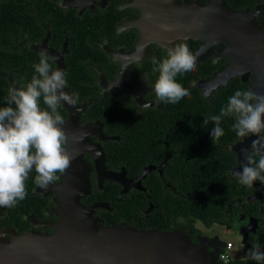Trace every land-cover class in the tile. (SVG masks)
Wrapping results in <instances>:
<instances>
[{"label":"flooded vegetation","instance_id":"flooded-vegetation-1","mask_svg":"<svg viewBox=\"0 0 264 264\" xmlns=\"http://www.w3.org/2000/svg\"><path fill=\"white\" fill-rule=\"evenodd\" d=\"M5 3L7 24H15L7 27L5 46L21 55L23 71L18 70L19 82L8 72L1 73L5 80L0 107L6 106L10 88L24 87L36 75L34 65L39 63L43 50L56 58L49 61L54 69L66 72L64 91L78 96V101L75 107L62 103L59 108L70 137L68 150L75 153V159L65 173H57L58 179L47 189L35 183V169L29 173L25 181L26 198L14 207H0V236L8 243L27 235L51 237L62 221V210L66 209L67 214L83 219L90 214L99 230L116 225L136 229L139 225L142 230L181 231L201 248L204 264H222L218 256L227 243V235L234 236V253L250 257L253 246L242 251L238 235L253 223L254 240L258 219L239 214L237 228L197 223L195 232L187 234L181 230L185 223L181 216L173 228L166 223V228L155 229L146 226L151 224L147 220L149 213L158 208L151 202L148 186L159 183L172 188L176 182L175 178L170 180L167 171L179 169L184 163L182 137L191 130L180 126L183 118H191L192 113L201 116L222 97L225 107L237 90L250 89L264 95V0H5ZM147 14H151L150 19ZM162 23L172 26V30H161ZM159 31L169 40L163 39L162 43L155 39ZM74 33L78 36L74 37ZM183 42L198 55L196 70L176 77L190 96L175 104L158 101L154 84L159 73L154 69L170 49ZM92 104H97L93 111L98 114L114 109L117 121L123 115L145 118L149 124L144 134L149 137L146 148L130 154V158L125 156L120 136L140 135L143 131L116 123V130L107 128L92 111L88 112ZM204 104L206 107L201 109ZM250 135L227 146L235 158L234 163H227L232 176L242 172L247 162L244 153L235 147ZM112 141H115L114 154L109 155L107 148ZM244 149L251 151V145L247 143ZM107 173L114 177L107 179ZM257 183L262 186L258 200L263 204L264 182L257 180ZM139 204L145 208L138 210ZM216 233L225 238L217 241L220 235ZM33 252L30 245L23 248L26 263L41 262Z\"/></svg>","mask_w":264,"mask_h":264},{"label":"clouds","instance_id":"clouds-1","mask_svg":"<svg viewBox=\"0 0 264 264\" xmlns=\"http://www.w3.org/2000/svg\"><path fill=\"white\" fill-rule=\"evenodd\" d=\"M147 18L150 19L151 14H147ZM159 27L163 31L172 30L168 24L162 23ZM39 55V63L34 65L36 75L24 87L10 88L6 106L0 107V207L4 208L14 207L26 198L25 181L33 169L37 173L35 183L47 189L58 179L57 173H65L75 159V153L68 150L70 137L59 108L62 103L75 107L78 96L64 91L66 72L54 69L49 63L56 58L50 57L46 50ZM197 59L198 55L190 51L186 42L168 51L167 57L154 69L159 73L154 84L158 101L175 104L190 96L176 77L195 71ZM227 116L235 117L233 129L238 137L250 134L258 137L252 141L251 151L241 149L247 163L242 166V172L234 175L246 186L256 180L264 182V135H260L264 132V95L250 89L237 90L219 115L208 118L215 125L211 130L213 143L224 135L221 123ZM222 259L227 260V257ZM250 259L264 264V251L259 244L253 246Z\"/></svg>","mask_w":264,"mask_h":264},{"label":"trees","instance_id":"trees-1","mask_svg":"<svg viewBox=\"0 0 264 264\" xmlns=\"http://www.w3.org/2000/svg\"><path fill=\"white\" fill-rule=\"evenodd\" d=\"M6 10L5 0H0V101L3 96L2 82L5 80L1 73L8 72L14 80L18 81L21 79V73L18 70H22L21 55L8 51L5 46L8 42L7 27L15 26V24H7ZM77 36L74 33V37ZM224 102L223 97L217 99L210 110H204L201 116H194L192 113L191 118L185 116L186 118L180 121L182 128L191 130L190 133L182 137L185 141L184 163L179 169L167 171L170 180L172 178L176 180L172 183V188H166L159 183H152L148 186L151 202L158 205V208L149 213L147 220H151V224L148 223L146 226L160 229L166 228V223H168L169 227L173 228L176 219L182 216L185 223L184 226L182 224L181 230L187 234H193L195 232L194 225L197 223L207 227L221 225L237 228V217L239 214H244L258 219L259 225L254 234L253 246L259 244L261 250L264 251V193L263 204H260L258 199L249 200L256 191L255 187L240 184L239 178L231 175V166L227 164H232L235 161L234 155L227 149V146L240 139L233 129V124L236 122L235 117L231 120L224 117L221 123L224 135L215 143L211 138V130L215 125L208 118L212 115H219L225 105ZM95 107H98L97 104L89 106L88 112L92 111L95 118L102 120L107 128L116 130V123L119 126L124 124L127 129L143 131V134L140 135L120 136L122 153L125 156L130 158V154L140 153L143 147L146 148L149 137L144 134L149 128V124L145 118L134 119L123 115V118L117 121V113L114 109L98 114L97 110L93 111ZM204 107L206 104L202 105L201 109ZM205 119H208L207 124H204ZM260 135H264V132ZM137 145H141V147ZM114 149L115 141H112L107 148L108 154H114ZM254 159L258 160V157H254ZM142 201L139 200V202ZM140 208L144 209L145 205L140 206L139 204L138 210ZM142 217L147 216L142 215ZM138 228L141 226L137 225L134 230H142ZM233 248L228 264H259V262L251 260L250 257L238 256V252L234 253Z\"/></svg>","mask_w":264,"mask_h":264},{"label":"water","instance_id":"water-1","mask_svg":"<svg viewBox=\"0 0 264 264\" xmlns=\"http://www.w3.org/2000/svg\"><path fill=\"white\" fill-rule=\"evenodd\" d=\"M256 139L250 135L247 140L252 144ZM252 186L256 191L249 200L261 198L262 186L256 181ZM61 218L51 237L27 235L8 243L0 236V264H29L23 255L27 245L41 259L38 264H204L201 248L179 231L134 230L125 225L99 230L95 222L89 223L92 219L87 214L83 219L67 214L66 209Z\"/></svg>","mask_w":264,"mask_h":264},{"label":"rangeland","instance_id":"rangeland-1","mask_svg":"<svg viewBox=\"0 0 264 264\" xmlns=\"http://www.w3.org/2000/svg\"><path fill=\"white\" fill-rule=\"evenodd\" d=\"M162 32L163 31H159V34L157 35V38H155V39H160V41L162 42V43H164L163 42V39H168V38H165L163 35H162ZM206 39V38H205ZM169 40V39H168ZM206 40H208V41H212V40H209V39H206ZM214 41V40H213ZM257 68H255L254 69V71L256 70ZM230 71V70H229ZM228 72V71H227ZM227 72H225V73H227ZM247 143H249V144H251V141L250 140H247V141H242L240 144H238L236 147H235V150H237V151H239V152H241V149H244L245 148V146L247 145ZM247 163V162H246ZM242 166V165H241ZM241 170H242V168H241ZM240 170V171H241ZM106 172V171H105ZM108 175V176H107ZM107 175H106V177H107V179H110V178H113L114 176L113 175H111V174H108L107 173ZM261 188V187H260ZM88 216H90V219H92V217H91V215L89 214ZM90 222H94V220L92 219L91 221H89V223ZM94 225H95V223H94ZM254 229V224L252 223V224H250L249 226H246L240 233H239V235H238V242L240 243V246H241V250L242 251H244L245 249L246 250H248V249H251V247L253 246V242H254V240H253V230ZM216 235H220L219 237H216L218 240L217 241H221L220 240V238L222 239H224L225 237L223 236V235H221V234H217L216 233ZM85 238V237H84ZM225 239H227V243L228 242H230V243H235V239H234V236H229V235H227L226 236V238ZM214 240H216V239H214ZM213 241V240H212ZM233 241V242H232ZM84 242L85 241H83L82 242V244H84ZM88 242H86V244H87ZM78 245V244H77ZM200 252H202V250H200ZM249 253L247 252L246 253V256L248 255ZM244 254H240V252L238 253V256H240V257H242ZM201 256H202V253H201ZM202 258H203V256H202Z\"/></svg>","mask_w":264,"mask_h":264},{"label":"built area","instance_id":"built-area-1","mask_svg":"<svg viewBox=\"0 0 264 264\" xmlns=\"http://www.w3.org/2000/svg\"><path fill=\"white\" fill-rule=\"evenodd\" d=\"M232 252V244L228 242L222 249V251L219 253V260L222 264H227L230 261V256ZM222 257H227V260L222 259Z\"/></svg>","mask_w":264,"mask_h":264}]
</instances>
